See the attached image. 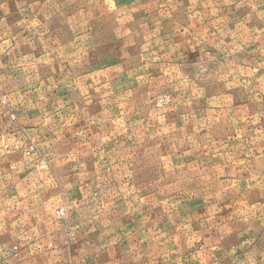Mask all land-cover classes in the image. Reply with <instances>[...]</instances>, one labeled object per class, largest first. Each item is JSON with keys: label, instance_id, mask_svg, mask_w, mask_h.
Returning <instances> with one entry per match:
<instances>
[{"label": "crops", "instance_id": "obj_1", "mask_svg": "<svg viewBox=\"0 0 264 264\" xmlns=\"http://www.w3.org/2000/svg\"><path fill=\"white\" fill-rule=\"evenodd\" d=\"M153 1L154 14L158 9L161 13L162 1ZM168 1L166 11L171 17L184 13L185 22L170 25L176 33L163 39L162 24L155 19L159 37L152 43L154 59L230 58V48L241 44L243 15L264 12V0ZM145 3L89 0L83 7L80 0H0V94L6 93L9 100L8 107L0 102V264H264L263 133L250 135L247 150L204 149L191 154L205 159L196 160V168L194 160L191 168L187 162L186 174L209 178L196 181L202 194L186 192L182 225L172 207L178 204L174 197L168 198L169 215L158 212L161 201L147 211L142 196L67 197V191L98 187L93 181L78 182V174L102 167L114 177L116 166L124 169L126 154L121 152L122 161L115 166L113 148L97 152L96 115L74 118L70 139V133L62 132L68 120L63 116L68 108L64 98L56 118L50 117L49 103H41L44 111H39L37 100L41 93L48 98L71 90L66 88L67 61L96 59L97 45L122 43L131 23L139 29L142 22L144 30L149 7ZM101 28L107 30L106 38L98 41ZM108 29L118 33L116 39ZM186 74V84H194V71L187 69ZM112 75L109 68L68 70V76L76 78L70 87L81 93L107 92ZM101 113L103 124L112 122L106 111ZM252 121L255 127L261 123ZM30 143L36 152L27 154ZM97 156L105 158L102 165L86 161ZM194 183L187 178L186 189L195 188ZM128 185L123 180L105 181L107 189ZM207 189L216 190L205 196ZM195 205L211 207L195 216Z\"/></svg>", "mask_w": 264, "mask_h": 264}, {"label": "rangeland", "instance_id": "obj_2", "mask_svg": "<svg viewBox=\"0 0 264 264\" xmlns=\"http://www.w3.org/2000/svg\"><path fill=\"white\" fill-rule=\"evenodd\" d=\"M80 1L83 7L89 4V0ZM145 1L149 7L146 9L144 30L142 22L139 29L136 23H131L128 36L123 38L125 40L122 43L97 45L96 59L67 61L66 88L71 90L60 95L56 92L48 94V98H43L44 94L41 93L37 103L40 104L39 111H44L41 103H49L50 117L56 118L60 116L57 107L64 98L68 108H65L63 116L68 120L62 132L70 133L67 134L69 137L74 136V118L96 115L98 119L93 133L96 134L94 145L97 152L100 148H113L115 166L122 161L121 152L126 154L123 157L124 169L121 165L119 168L116 166L114 177L103 172L102 167L94 173L78 174L82 176L78 182L93 181L98 187L79 188L74 194L67 191V197L142 196L147 199V211L153 208L154 203L161 201L158 212L162 215L170 214L168 198L174 197L178 199V204L172 207H176L179 225H182L186 192L190 191L193 196H196V192L202 194L196 181L203 182L209 178V175L200 173L194 174V177L186 174L187 162L191 168L194 160L196 168L200 165L196 160L205 159L192 158L191 154H200L204 149L228 150L238 147L247 150L251 148L250 135L254 138L256 133L264 134V12L254 13L247 18L243 15L242 21L246 25L241 29V44L236 48L229 47L234 52L230 58L212 60L211 55V60L193 62L170 60L166 56L154 59L152 43L153 39L159 37L157 26L154 28L155 19L162 24L160 35L164 39L170 37L171 32L175 35L170 25L175 22L183 24L185 14L180 13L176 17L173 14L171 17L165 9L169 6L168 0H161V13L158 9V14H154V1ZM106 31L103 28L98 30V41L105 40ZM108 31L114 39L117 38L118 33L110 29ZM91 68L99 71L112 69V87L107 92L105 89L92 93L74 92L70 86L76 78L69 77L68 70L80 72ZM187 69L194 71V84H186ZM201 70L205 72L201 73ZM7 96L6 93L0 94V102L6 107L9 106ZM91 102L93 107L90 109ZM83 105L87 108H83ZM102 111H106L112 122L107 120L103 124L101 117L105 115H102ZM254 119L261 120L258 127L253 123ZM28 146L34 147L32 153L36 152L35 144L30 143ZM187 152L190 154L187 155ZM89 159H92L93 164L102 165L105 158L97 156L86 158V161ZM51 175L58 180L53 173ZM187 178L195 181V188L186 189ZM107 180H123L129 182V187L107 189ZM212 189L204 190L203 195L209 196L215 192L216 189ZM193 207L196 216L197 213L208 212L211 206ZM186 239L183 238V245Z\"/></svg>", "mask_w": 264, "mask_h": 264}, {"label": "built area", "instance_id": "obj_3", "mask_svg": "<svg viewBox=\"0 0 264 264\" xmlns=\"http://www.w3.org/2000/svg\"><path fill=\"white\" fill-rule=\"evenodd\" d=\"M10 120H11V122H13V123H16V122H17V118H16V116L13 115V114H10ZM34 150H35V149H34L33 146H28V148H27V154L32 153ZM58 213H60V211H59Z\"/></svg>", "mask_w": 264, "mask_h": 264}]
</instances>
